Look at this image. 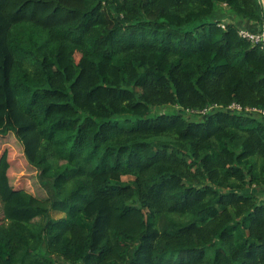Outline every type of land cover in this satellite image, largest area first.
<instances>
[{"label":"trees","instance_id":"1","mask_svg":"<svg viewBox=\"0 0 264 264\" xmlns=\"http://www.w3.org/2000/svg\"><path fill=\"white\" fill-rule=\"evenodd\" d=\"M242 27L262 0H0V137L47 194L1 155L0 264H264V49Z\"/></svg>","mask_w":264,"mask_h":264},{"label":"rangeland","instance_id":"2","mask_svg":"<svg viewBox=\"0 0 264 264\" xmlns=\"http://www.w3.org/2000/svg\"><path fill=\"white\" fill-rule=\"evenodd\" d=\"M79 57L80 54H77V59H79ZM159 110L161 109H158V111ZM4 152L8 154V160L10 162L8 176L11 185L15 188L25 190L36 197H46L47 194L41 187L37 170L27 162L21 144L12 134L6 137H0V157ZM123 180L127 181L129 178L125 177ZM259 197L260 199L262 198V200L264 199V191L259 194ZM63 216L64 215H59L56 217L59 218ZM3 223L4 217L2 203L0 201V225Z\"/></svg>","mask_w":264,"mask_h":264},{"label":"built area","instance_id":"3","mask_svg":"<svg viewBox=\"0 0 264 264\" xmlns=\"http://www.w3.org/2000/svg\"><path fill=\"white\" fill-rule=\"evenodd\" d=\"M224 28L225 26L222 25ZM239 35L243 38L246 39L247 41L255 44V45H261V48L264 49V30H261L257 33L251 32L250 30H247L245 28H240L239 29ZM231 109H236L238 111H242V108L238 105H233ZM246 111H251V112H258L264 115V111L257 110V109H247ZM204 111L203 113H205Z\"/></svg>","mask_w":264,"mask_h":264},{"label":"water","instance_id":"4","mask_svg":"<svg viewBox=\"0 0 264 264\" xmlns=\"http://www.w3.org/2000/svg\"><path fill=\"white\" fill-rule=\"evenodd\" d=\"M262 2H263V6H264V0H262Z\"/></svg>","mask_w":264,"mask_h":264},{"label":"crops","instance_id":"5","mask_svg":"<svg viewBox=\"0 0 264 264\" xmlns=\"http://www.w3.org/2000/svg\"><path fill=\"white\" fill-rule=\"evenodd\" d=\"M261 200H262V198H261ZM262 201H264V199Z\"/></svg>","mask_w":264,"mask_h":264}]
</instances>
